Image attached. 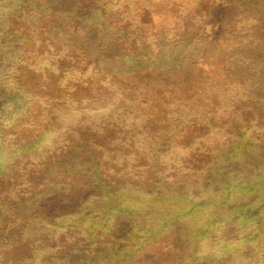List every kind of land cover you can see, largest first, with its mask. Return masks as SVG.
<instances>
[{
  "label": "trees",
  "instance_id": "1",
  "mask_svg": "<svg viewBox=\"0 0 264 264\" xmlns=\"http://www.w3.org/2000/svg\"><path fill=\"white\" fill-rule=\"evenodd\" d=\"M155 1H127L111 17L98 0H0V177L29 156L53 179L0 208V251L32 252L12 264H131L170 236L177 264H264V0H229L241 12L225 81L202 92L217 94L221 113L240 115L241 103L259 115L231 130L212 122L210 104L181 101L156 129L127 95L118 74L178 72L206 48L187 32L206 25V1L183 0L169 33L139 14ZM111 130L113 149L85 135ZM147 169L150 188L105 174ZM75 175L97 193L66 196L61 210L56 198L75 190L62 177Z\"/></svg>",
  "mask_w": 264,
  "mask_h": 264
},
{
  "label": "rangeland",
  "instance_id": "2",
  "mask_svg": "<svg viewBox=\"0 0 264 264\" xmlns=\"http://www.w3.org/2000/svg\"><path fill=\"white\" fill-rule=\"evenodd\" d=\"M98 1L102 10L109 11L110 16L115 17L117 15V9L121 5H124L127 1L135 0ZM119 1L122 3L120 4ZM182 1L156 0V3L153 4L154 7H145L139 14L145 22L151 23L159 32L169 33L173 25L177 23V17H180L182 10L178 5ZM204 1H206L207 10L205 16L206 25L200 26L199 22L196 25L189 23L187 31L191 36L199 30L193 45L201 44V40L206 45V48H204L198 58L178 72L150 68L138 73H123L117 75L118 79L129 90L127 95L138 102L135 105L148 116L149 125L151 124L156 129L167 126L166 124L170 119L169 109L171 111L174 105L179 104L180 101L191 104H210V111L214 112L218 110L215 107L220 106V101H218L216 93H213L214 95H210L209 93L202 96V92L205 93L206 89L210 85H214V83H222L225 81L226 65L224 63L226 54L228 47L234 45V34L235 36L238 35L235 31L241 11L237 4L231 3L229 0ZM194 2L195 0H190V5ZM200 6L201 4L198 7L199 10ZM192 12L196 14V10ZM192 12L186 16L185 22L189 20V17L191 20L195 18ZM143 29L147 31L145 27ZM251 39V41L254 40L253 37ZM235 46L237 45L235 44ZM80 95L82 96L83 93H80ZM236 109L237 111H241L240 115L236 114L233 110L230 111V109L223 110L222 113L218 110L220 118L212 117V122L217 125L220 124L221 126L226 125L228 130H231L241 129L244 126L243 121L254 122L260 120L257 112L251 108H244L241 103L236 104ZM85 135L86 138L93 137L96 142L107 146L109 149L117 148L118 146V144L112 143V140L117 137L115 130L97 136L93 133ZM102 152L103 150L100 151L101 155ZM115 155L120 158L119 155ZM44 163V160H38L29 156L19 158L14 162L17 173L0 177V208L8 199L14 204L19 197L24 198L27 192L34 191L36 190L35 188L43 184L45 186L53 181L45 173ZM113 166L117 168L118 164L113 163ZM105 174H107L109 181L110 178L116 180V182L129 179L146 188H150L155 179L154 171L148 169L144 172L140 170L136 171L137 177L139 176L138 178L130 174H117L111 170H107ZM17 175L22 176V179H18ZM62 180H71L75 190L73 194L66 195L63 193L56 198V203L59 204L61 210H66L73 202L77 201L78 192L80 194L79 196L86 198L97 193L95 190L84 187L87 179L83 176H63ZM14 190L17 192V195L12 192ZM66 196L67 199L69 198V201L72 199L73 202L66 201ZM9 217L5 215L4 218L5 220H12ZM175 240V236H170L149 244L143 251L138 252L134 256L131 264H177L179 258L178 248H182V245L176 243ZM0 254L2 264H12L21 258L31 255L32 252L30 246L24 243L12 249L1 250Z\"/></svg>",
  "mask_w": 264,
  "mask_h": 264
}]
</instances>
